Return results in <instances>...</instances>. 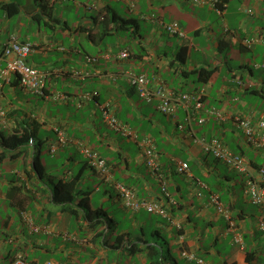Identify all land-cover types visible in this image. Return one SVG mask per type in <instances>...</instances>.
Segmentation results:
<instances>
[{
  "label": "crops",
  "instance_id": "1",
  "mask_svg": "<svg viewBox=\"0 0 264 264\" xmlns=\"http://www.w3.org/2000/svg\"><path fill=\"white\" fill-rule=\"evenodd\" d=\"M8 3H16L18 10L9 13ZM217 5L220 10L202 0H0V51L16 33L33 44L28 63L49 73L43 94L26 91L15 75L0 87V130L11 133L23 122L37 129L38 138H49L47 144L57 138L56 127L71 138L52 157L47 178L33 169V149L15 157L0 144V264L18 256L26 264H150L152 256L159 257L157 250L164 264H173L174 257L197 264H264V231L259 227L264 206L246 198L242 174L205 153L188 131L192 127L205 138L218 135L235 153L264 165V147L255 149L231 120L237 113L249 116L256 125L264 119V109H259L260 104L264 108V0H218ZM111 10L135 18L137 26L117 29L107 16ZM172 21L180 23L183 37L166 31L165 24ZM108 36L115 40L108 43ZM139 44L141 48L135 47ZM232 47L248 53L235 59L229 56ZM124 48L130 57L116 59ZM208 50L210 57L198 61L197 54ZM88 56L96 59L88 61ZM213 67L207 82L198 79L200 68ZM128 70L182 91L165 76L182 83L193 74L195 88L190 91L203 88L204 107L219 108L227 119L207 116L203 124L197 120L187 124L183 108L165 114L158 100H145L130 84L124 75ZM106 102L139 137L149 134L155 140L166 187L177 201L173 221L129 210L113 182L90 167L84 169L82 187L92 191L94 207L108 200L113 204V210L104 206L109 223L99 220L91 225L72 216L66 203L52 201L55 181L70 178L85 163L72 139L97 149L114 179L130 185L140 198L161 195L160 181L144 163L139 144L124 140L104 121L101 105ZM182 162L188 163L190 175L177 171ZM92 176L97 183L90 188ZM213 195L236 229L218 210ZM119 211L129 221L121 229ZM149 223L154 238L141 239L156 249L135 241V251L130 252L123 249L127 243L117 248L111 246L113 237L105 240L109 225L122 232L135 227L138 233L132 232V237L138 238ZM235 231L242 234L239 244L234 241ZM225 243L227 249L220 250L218 245ZM183 251L196 258L184 257Z\"/></svg>",
  "mask_w": 264,
  "mask_h": 264
},
{
  "label": "built area",
  "instance_id": "2",
  "mask_svg": "<svg viewBox=\"0 0 264 264\" xmlns=\"http://www.w3.org/2000/svg\"><path fill=\"white\" fill-rule=\"evenodd\" d=\"M205 2L211 3L220 10L216 5L217 0H202V3ZM165 29L172 35L180 37L185 35L178 21L166 23ZM32 50V42L20 39L16 33L10 34L9 39L0 51V87L4 83L10 82L12 75H15L26 91L36 94L44 93L45 82L49 73L28 63L27 58ZM116 57L119 59L128 58V49L122 50ZM94 59L89 57L88 60L92 61ZM124 75L145 100H158V107L163 113L173 114L177 108L185 109L187 124H191L192 120H197L200 124L205 123L207 116H215L221 122L227 119V115L217 107H204L202 101L204 90L198 93L177 91L169 88L161 79L154 78L151 80L146 74H136L131 70L126 71ZM59 96L61 97V95ZM101 114L104 121L115 131L130 140L138 142L145 164L160 181L162 186L161 195L153 198H139L134 188L123 182L113 180L108 162L96 149L83 141L75 140L74 142L83 153L88 164L99 171L104 178L113 181L125 207L132 211L144 209L149 213H154L173 221V214L170 209L172 206L177 205V201L166 188L162 165L159 160V152L152 136L144 135L143 137H139L138 133L127 122L119 119L110 102L101 105ZM231 120L234 126L243 132L253 147H264V119H260L256 125L249 116L235 114L231 117ZM179 126L181 128L185 127V125ZM55 130H57L59 138L56 142L50 144V151L52 153L56 152L60 145L71 141L67 139V133L64 129L56 127ZM188 131L194 140L201 144L206 153H211L216 158H220L235 172L242 174L245 178L243 189L245 196L249 197L253 203L264 206V167L254 170L248 158L234 153L225 141L216 135L208 139L197 136L192 127ZM177 171L190 175V168L187 162L178 163ZM212 200L218 204V210L229 219L230 227L236 229L235 223L230 219L229 212L221 204L219 198L213 195ZM259 227L264 231V217L260 219ZM234 241L238 244L242 242V234L239 231H235ZM182 255L189 259L196 258L194 254H188L186 251H183ZM12 264L26 263L22 256H18ZM48 264L52 263L48 262Z\"/></svg>",
  "mask_w": 264,
  "mask_h": 264
},
{
  "label": "trees",
  "instance_id": "3",
  "mask_svg": "<svg viewBox=\"0 0 264 264\" xmlns=\"http://www.w3.org/2000/svg\"><path fill=\"white\" fill-rule=\"evenodd\" d=\"M6 6L8 8L9 13H14L15 11L18 10V5L16 3H8V4H6ZM12 6H14L15 9H12ZM107 16L109 17L110 21L115 24L117 29L126 30V29H128V27L137 26V21L135 18L123 17V16L119 15L115 10H111V12L109 14H107ZM180 28H181V25H180ZM128 39H130V42L133 44L134 40L133 39L131 40L130 36H128ZM135 47L141 48L142 46H141V44H139V45H136ZM181 49L185 50V47L182 46ZM214 70H215V67H213L211 69L200 68L198 79H201L203 82H207L208 78L211 76V74L213 73ZM136 74H142V73H136ZM16 78L19 81L17 76H16ZM149 78L151 80H153V78H151V77H149ZM58 129H61V128L58 127ZM55 131L57 134V138L55 140H57L59 138V135L57 133V130H55ZM48 139L49 138L43 139V137L38 138L37 129L30 127L28 125H24L23 122L19 123L13 129V131L11 133H3L0 130V144L2 145L4 150L7 149L11 153V155H13L15 157H20V156H23L24 154L28 153L30 150L33 149V158H32V160L34 161L33 162V169L38 176L45 177V178H47V175H49L50 173L48 172L49 168L47 169L46 164L42 160L41 154H42L43 145L44 144L46 145L47 153L51 158L56 155V152L52 153L50 151V149H51L50 144H47ZM67 139L68 140L71 139V138H69L68 134H67ZM68 143H70V142H68ZM68 143H66V144H68ZM66 144H64V145H66ZM64 145H60V147L64 146ZM208 154H210V153H208ZM216 159L221 160L220 158H216ZM82 162H85V163H83L82 167L79 169L78 172L72 173L70 178L64 180L63 178L60 177L58 180L55 181V186L52 190V196H51L52 198L51 199L54 203H61V204L66 203L67 204L66 206L69 209L71 215L74 216L76 219H79L81 216L86 223H89L91 225L97 224L99 222V220H104V221L108 222V220L106 219V215L108 214V212L105 209V207L102 205L94 207L92 204V200H91L92 191L84 189L82 187L81 178L83 176L84 169H87L88 167H90V169H93V167L91 165H89L86 160H84ZM224 163L227 164L226 162H224ZM250 163H251V167L254 170H258L260 167H264V165L260 166L257 161L253 160V158H250ZM109 167H110V165H109ZM110 169H111V167H110ZM67 171H69V170L66 169L65 172H67ZM162 172H163V170H162ZM167 190H168V188H167ZM246 198L249 199V197H247V196H246ZM176 206L177 205H174L171 207L170 211L172 214H173V211L176 208ZM80 211H81V213H79ZM139 211H133V212H139ZM165 219H168V218H165ZM109 226H110L109 229L111 231H110V233L105 235V240L107 241V240H109V238L113 237L112 240H114V242L111 243L112 247L119 248L124 243L125 244L127 243L126 244L127 247H125L123 249H127L130 252L131 251L134 252L135 248L137 246L135 241H140V242L144 241L146 243V245L148 246V248L156 249L153 244L147 243V241H149V240L141 239L142 237H145V231L142 232L143 234L141 233L140 234L141 236H139L138 238H134V237H132V232H130V231L122 232L121 230L117 229V226L115 224H113L112 226L111 225H109ZM157 251L159 252V257L154 258L152 256L150 264H164L163 261L160 259V250H157ZM249 253L250 252L248 251V254H247L248 261H250ZM4 259L6 261L5 264H12L15 261V258L9 259V260H8V258H4ZM174 259L175 260L173 261V264H192V263H194V262L188 263L187 261H185L183 259L179 260L175 257H174ZM223 264H236V263L235 262L229 263V262L225 261Z\"/></svg>",
  "mask_w": 264,
  "mask_h": 264
},
{
  "label": "rangeland",
  "instance_id": "4",
  "mask_svg": "<svg viewBox=\"0 0 264 264\" xmlns=\"http://www.w3.org/2000/svg\"><path fill=\"white\" fill-rule=\"evenodd\" d=\"M70 16H72L71 14H70ZM73 17V16H72ZM167 31V30H166ZM25 31H23V33H24ZM168 32V31H167ZM169 33V32H168ZM172 35V34H171ZM115 40V38H113V37H111V36H108V38H107V41H108V43H111V41H114ZM197 42H200V40H196ZM202 42H203V40H202ZM197 46V45H196ZM91 51H93L92 49H91ZM241 53H244V54H247L248 52L247 51H241L240 49H238L237 47H232V48H230L229 49V56H231V55H233L234 56V58L235 59H239V55L241 54ZM210 54H211V52H210V50H208L207 51V53L206 54H204L203 52H199L198 54H197V57H199V59H198V61H200L201 59H205V58H209L210 57ZM231 54V55H230ZM232 57V56H231ZM195 76L193 75V74H191L190 75V77L188 78V81H186L185 80V78H184V81L181 83V82H179L176 78H174V77H170L169 78V76H165V78L169 81V83L172 85V87H176V88H178V89H184L185 91H190V90H193L194 88H195V86H194V82H193V78H194ZM217 88V87H216ZM215 91H216V89H215ZM252 98H254V96H252ZM262 102H264V100H262ZM252 104H255V101L253 100L252 102H251ZM259 109H260V111L261 110H263L264 108H263V105L262 104H260L259 105ZM48 134H52V132H50V131H46ZM44 136H46L45 135V132H44ZM120 136V135H119ZM124 140H126V138L124 137L123 138ZM236 149V148H235ZM30 155L32 154L31 152L29 153ZM41 156H42V160H43V162L46 164V167H47V169L49 168V164H50V162H51V160H52V158L48 155V153H47V148H46V145L44 144L43 145V149H42V154H41ZM4 170H6V169H4ZM87 170L89 171L90 169L89 168H87ZM48 176V175H47ZM90 179H91V181H89V184H90V188H92V187H94L95 185H96V183H97V181L96 182H94V177L92 176V177H90ZM86 185H88L87 183H86ZM100 196V195H99ZM98 196V197H99ZM96 199H97V196L95 197ZM94 204L95 205H98V201L97 200H95L94 201ZM107 209H109V210H113L114 209V206H113V204H110L109 203V200L105 203V205H104ZM116 207H117V205H116ZM142 211V214H143V211L145 212V214H147V215H143L144 217H147V218H150L148 215H151V213H149V212H147V211H145V210H141ZM125 216H126V214L125 213H121V211H119L118 213H116V217H117V219H118V226H121L120 227V229L123 227V226H125V225H128L129 224V221H127L126 220V218H125ZM153 229H154V226L153 225H151L150 223L148 224V225H146L145 226V228H144V230H145V237H147V238H149L150 240H152L153 238H154V235H153ZM131 231L133 232V233H138L137 232V230L135 229V227H131ZM227 244L225 243L224 244V247H223V245H221V244H219L218 245V248L220 249V250H226L227 249V246H226ZM126 260V259H125ZM124 260V261H125ZM192 264H197V263H192Z\"/></svg>",
  "mask_w": 264,
  "mask_h": 264
},
{
  "label": "clouds",
  "instance_id": "5",
  "mask_svg": "<svg viewBox=\"0 0 264 264\" xmlns=\"http://www.w3.org/2000/svg\"><path fill=\"white\" fill-rule=\"evenodd\" d=\"M62 1V0H61ZM65 1V0H64ZM217 2H218V0H217ZM217 5V4H216ZM214 6V5H213ZM218 6V5H217ZM214 7H216V6H214ZM27 41V40H26ZM124 49H128V48H124ZM124 49H122V50H124ZM121 50V51H122ZM121 51H119V52H121ZM129 51V50H128ZM118 52V53H119ZM117 53V54H118ZM116 54V55H117ZM116 55H115V57H116ZM89 57H92V58H95V57H93V56H88V59H89ZM129 57H130V51H129ZM96 59V58H95ZM94 59V60H95ZM116 59H119V58H117L116 57ZM124 59H126V58H124ZM89 61V60H88ZM93 61V60H92ZM168 87H169V85H168ZM169 88H171V87H169ZM171 89H174V88H171ZM175 90H177V89H175ZM201 90H204L203 88H201V89H198V90H195V91H182V90H177V91H182V92H188V93H198V92H200ZM204 92H205V90H204ZM205 94V93H204ZM204 94H203V96H202V101H203V97H204ZM112 105V104H111ZM210 107V106H209ZM215 107V106H214ZM219 109V108H218ZM238 114V113H237ZM117 115V114H116ZM235 115V114H234ZM120 119V118H119ZM121 120V119H120ZM207 120V119H206ZM121 121H123V120H121ZM123 122H125V121H123ZM203 124V123H202ZM111 127V126H110ZM190 129V128H189ZM237 129V128H236ZM238 130V129H237ZM239 131V130H238ZM117 132V131H116ZM195 132V131H194ZM119 133V132H118ZM243 133V132H242ZM120 134V133H119ZM196 134V133H195ZM121 135V134H120ZM139 135V134H138ZM146 135H149V134H146ZM122 136V135H121ZM216 136H218V135H216ZM245 136V135H244ZM122 137H124V136H122ZM193 137V136H192ZM212 137V136H211ZM219 137V136H218ZM126 138V137H125ZM221 138V137H220ZM126 139H128V138H126ZM194 139V138H193ZM209 139V138H208ZM71 140V139H70ZM128 140H130V139H128ZM72 141H75L74 139H72ZM80 141H83V140H80ZM155 141V140H154ZM54 142H56V140L55 141H51L49 144H51V143H54ZM70 142V141H69ZM84 142V141H83ZM138 143V142H137ZM156 143V142H155ZM226 143V142H225ZM87 144V143H86ZM77 145V144H76ZM89 145V144H88ZM89 146H91V145H89ZM228 146V145H227ZM253 146V145H252ZM60 147V146H59ZM59 147L57 148V151H56V153L58 152V149H59ZM92 147V146H91ZM79 148V147H78ZM93 148V147H92ZM255 148V147H254ZM95 149V148H94ZM231 149V148H230ZM255 149H259V148H255ZM80 150V149H79ZM97 150V149H96ZM232 150V149H231ZM98 151V150H97ZM233 151V150H232ZM80 152H81V150H80ZM99 152V151H98ZM205 152V151H204ZM234 152V151H233ZM82 153V152H81ZM100 153V152H99ZM206 153V152H205ZM235 153V152H234ZM101 154V153H100ZM211 154V153H210ZM238 154H240V153H238ZM82 155H83V153H82ZM102 155V154H101ZM241 155H243V154H241ZM84 156V155H83ZM103 156V155H102ZM243 156H245V155H243ZM104 157V156H103ZM215 157V156H214ZM246 158H248L247 156H245ZM85 158V157H84ZM105 158V157H104ZM143 158V157H142ZM106 159V158H105ZM249 159V158H248ZM86 160V159H85ZM250 160V159H249ZM87 161V160H86ZM144 161V160H143ZM145 163V162H144ZM93 169H95V168H93ZM96 170V169H95ZM97 171V170H96ZM100 175H101V177L103 178V179H106V178H104L103 176H102V174L99 172V171H97ZM112 172V171H111ZM112 177H113V174H112ZM113 180L114 181H117V180H115L114 179V177H113ZM110 182H113V181H110ZM121 182V181H120ZM124 183V182H123ZM244 183H245V181H244ZM114 184V183H113ZM126 184V183H125ZM128 185V184H127ZM130 186V185H129ZM117 191V190H116ZM230 219L232 220L233 218L230 216ZM235 223V222H234ZM235 226H236V224H235Z\"/></svg>",
  "mask_w": 264,
  "mask_h": 264
}]
</instances>
